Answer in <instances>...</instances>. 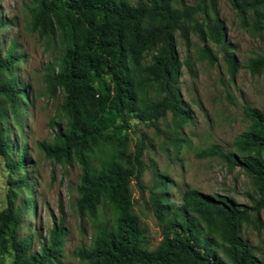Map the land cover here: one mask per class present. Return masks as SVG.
<instances>
[{"label": "trees", "instance_id": "trees-1", "mask_svg": "<svg viewBox=\"0 0 264 264\" xmlns=\"http://www.w3.org/2000/svg\"><path fill=\"white\" fill-rule=\"evenodd\" d=\"M218 1L176 7L174 0H37L30 8L32 31L46 46L59 49L56 68L49 66L44 82L50 93L62 95L64 123L52 142L42 145L60 163L80 166L75 209L80 219L95 224L90 246L76 254L81 264H264V251L242 238L246 229L257 235L264 230L263 111L244 107L248 125L233 141V154L218 147L205 153L241 168L251 179L256 198L250 206L196 190L184 191L176 203L166 194L163 178L145 188V144L142 135L134 140L131 132L136 124L158 130V121L169 114L176 134L189 119L175 86L180 69L176 35L186 47L189 35L195 36L210 64L215 56L207 42L214 44L228 71H236L216 12ZM225 1L243 29L258 36L264 32V0ZM20 60L14 44L0 53V157L11 177L21 173L0 208V264H58L65 237L60 224L52 226L37 253H31L28 237L17 236L23 219L13 193H27L26 208H33L22 168L25 146L16 149L13 160L15 142L4 127L19 128L28 103L16 78ZM245 68L253 76L264 73V52L252 56ZM132 184L139 198L147 192L160 231L152 249L134 209Z\"/></svg>", "mask_w": 264, "mask_h": 264}, {"label": "rangeland", "instance_id": "rangeland-1", "mask_svg": "<svg viewBox=\"0 0 264 264\" xmlns=\"http://www.w3.org/2000/svg\"><path fill=\"white\" fill-rule=\"evenodd\" d=\"M37 0H0V53L10 44L21 56L16 78L24 88L28 103L20 116V127L4 124L8 138L16 149L23 144V174L27 177L33 208H26L27 193H13L14 204L22 211L23 222L17 229L18 238L28 237L31 253H37L46 242L53 225L60 224L65 237L62 256L58 264H81L76 254L88 248L95 232V224L89 218L80 219L75 209L77 187L81 169L75 163H60L42 144H50L64 119L59 110L62 95L59 90L50 93L44 82L49 66L56 65L59 49L46 46L45 41L29 26L30 8ZM134 2L135 0H129ZM175 6H193L196 0H174ZM219 21L223 26L226 47L232 54L236 71L231 74L218 48L207 42L215 61L210 64L201 57L203 43L189 35L186 47L176 35V54L179 76L176 82L181 108L188 113V121L174 133L168 114L158 121V130L144 124L133 126V139L142 135L145 150L143 159L146 170L141 182L151 187L160 178L166 183L165 192L176 203L186 190H196L208 196L234 199L250 206L256 198L251 179L241 168L225 163L218 157L206 155L211 147H218L227 154L234 153L233 141L247 128L248 119L244 107L264 112V73L251 75L245 68L254 55L264 52V32L259 36L249 33L225 0L216 5ZM134 122L132 121V125ZM20 136L23 139H20ZM175 139H178L176 141ZM21 173L11 177L0 157V208L10 183ZM10 184V185H9ZM134 209L145 232L147 248H154L160 239V231L145 198L131 186ZM264 221V212L261 214ZM106 219L101 213V221ZM264 230L257 235L251 228L244 230L242 238L260 251H264Z\"/></svg>", "mask_w": 264, "mask_h": 264}]
</instances>
